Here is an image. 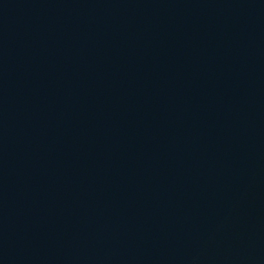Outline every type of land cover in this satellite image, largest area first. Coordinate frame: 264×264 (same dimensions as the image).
<instances>
[{
  "label": "water",
  "instance_id": "95a60500",
  "mask_svg": "<svg viewBox=\"0 0 264 264\" xmlns=\"http://www.w3.org/2000/svg\"><path fill=\"white\" fill-rule=\"evenodd\" d=\"M0 264H264V0H0Z\"/></svg>",
  "mask_w": 264,
  "mask_h": 264
}]
</instances>
